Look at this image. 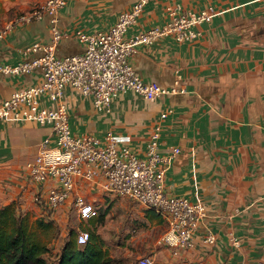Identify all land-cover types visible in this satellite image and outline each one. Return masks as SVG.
I'll use <instances>...</instances> for the list:
<instances>
[{
    "label": "crops",
    "instance_id": "0c3cea01",
    "mask_svg": "<svg viewBox=\"0 0 264 264\" xmlns=\"http://www.w3.org/2000/svg\"><path fill=\"white\" fill-rule=\"evenodd\" d=\"M137 0H67L56 14L63 33L56 54L81 53L78 33L106 31ZM45 0H0V65L15 66L33 55L26 49L52 41L51 16L22 19ZM178 13L214 7L209 22L194 26L197 36L179 42L174 34L137 46L130 58L137 74L168 89L162 98L148 100L132 91L120 93L107 109L98 110L90 97L67 86L62 100L69 108L75 134L104 139L116 136L119 147L146 156L147 138L159 133V153H180L165 164V190L201 202L206 208L192 245L175 249L160 242L167 219L157 210L117 195L106 179L76 177L69 197L57 208L35 201L60 183L31 180L27 163L52 132L29 120L0 123V209L16 203L26 218L41 221L42 242L52 254L64 243L90 232V242L118 259L137 264H264V0H150L125 32V37L164 26ZM43 82L37 68L31 73L1 74L0 103L16 90ZM55 102H50L54 106ZM81 196L97 210L88 219L75 204ZM214 234L213 243L206 241ZM79 246H83L77 243ZM85 245V244H84Z\"/></svg>",
    "mask_w": 264,
    "mask_h": 264
},
{
    "label": "built area",
    "instance_id": "2783aa9c",
    "mask_svg": "<svg viewBox=\"0 0 264 264\" xmlns=\"http://www.w3.org/2000/svg\"><path fill=\"white\" fill-rule=\"evenodd\" d=\"M150 0H137L130 9L122 12L116 23L106 31L91 34L78 33L85 43L81 53L59 56L56 45L63 33L56 26V14L67 0H45L22 19H41L49 15L53 21L52 41L36 42L26 49V55H33L15 66L0 65L1 74L31 73L41 69L43 82L16 90L0 103V123L6 120H29L48 125L52 132L43 139L36 157L27 163L32 181L43 183L55 178L60 186L51 187L45 195L41 192L35 201L46 209L59 207L71 194L76 177L93 179L103 176L106 188L117 195L137 201L144 207L155 209L168 221V230L160 242L179 249L192 245L193 234L197 231L206 208L201 202H191L165 190V164L180 153H159V133L147 138L145 157H138L129 147H119L115 135L108 133L104 139L91 134H75L69 123V108L60 102L67 86H73L90 97L98 110L107 109L120 93L132 91L148 100H156L175 92L151 81H144L136 72L130 58L141 44H152L163 36L174 34L179 42L197 36L194 26L212 20L214 7L202 11L178 13L179 7L169 6L172 19L164 26H156L145 32L126 38L128 27L136 22L143 8ZM11 24L0 28L3 38ZM50 102H55L50 106ZM75 204L80 216L88 219L97 215L96 208L83 197L78 196ZM90 232L77 235V243L86 244ZM216 237L210 233L206 241L213 243ZM137 264H153L149 257H141ZM260 264V263H259Z\"/></svg>",
    "mask_w": 264,
    "mask_h": 264
},
{
    "label": "trees",
    "instance_id": "16d2710c",
    "mask_svg": "<svg viewBox=\"0 0 264 264\" xmlns=\"http://www.w3.org/2000/svg\"><path fill=\"white\" fill-rule=\"evenodd\" d=\"M118 262V259L110 257L90 240L79 246L75 241L68 239L60 253L52 254L42 239L36 237L28 225L26 216L18 211L16 203L0 209V264H118Z\"/></svg>",
    "mask_w": 264,
    "mask_h": 264
},
{
    "label": "rangeland",
    "instance_id": "374dc122",
    "mask_svg": "<svg viewBox=\"0 0 264 264\" xmlns=\"http://www.w3.org/2000/svg\"><path fill=\"white\" fill-rule=\"evenodd\" d=\"M60 102H64V100L61 99ZM27 219H28V225L33 230V232L35 233L36 237L38 239H42L43 233L41 231L40 221L36 222V220H34V219H29V218H27Z\"/></svg>",
    "mask_w": 264,
    "mask_h": 264
}]
</instances>
